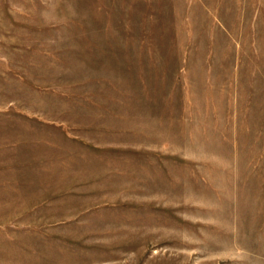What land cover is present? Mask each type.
Segmentation results:
<instances>
[{
    "label": "rangeland",
    "instance_id": "1",
    "mask_svg": "<svg viewBox=\"0 0 264 264\" xmlns=\"http://www.w3.org/2000/svg\"><path fill=\"white\" fill-rule=\"evenodd\" d=\"M0 264H264V0H0Z\"/></svg>",
    "mask_w": 264,
    "mask_h": 264
}]
</instances>
